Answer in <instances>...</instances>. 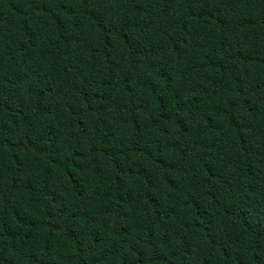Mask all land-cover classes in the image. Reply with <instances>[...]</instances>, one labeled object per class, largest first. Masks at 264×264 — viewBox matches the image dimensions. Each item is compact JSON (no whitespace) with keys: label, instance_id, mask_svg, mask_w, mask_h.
<instances>
[{"label":"trees","instance_id":"obj_1","mask_svg":"<svg viewBox=\"0 0 264 264\" xmlns=\"http://www.w3.org/2000/svg\"><path fill=\"white\" fill-rule=\"evenodd\" d=\"M0 264H264V0H0Z\"/></svg>","mask_w":264,"mask_h":264}]
</instances>
